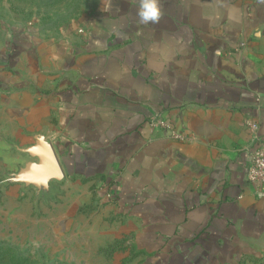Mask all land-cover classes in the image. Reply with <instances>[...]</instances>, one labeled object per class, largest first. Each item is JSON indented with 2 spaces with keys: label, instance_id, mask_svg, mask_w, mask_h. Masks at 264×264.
<instances>
[{
  "label": "crops",
  "instance_id": "0c3cea01",
  "mask_svg": "<svg viewBox=\"0 0 264 264\" xmlns=\"http://www.w3.org/2000/svg\"><path fill=\"white\" fill-rule=\"evenodd\" d=\"M77 2L72 25L36 24L2 47L1 162L38 163L23 150L42 138L63 174L50 191L79 195L66 215L104 205L144 264H264L244 126L264 138V4L161 0L160 22L138 25L137 0Z\"/></svg>",
  "mask_w": 264,
  "mask_h": 264
},
{
  "label": "rangeland",
  "instance_id": "374dc122",
  "mask_svg": "<svg viewBox=\"0 0 264 264\" xmlns=\"http://www.w3.org/2000/svg\"><path fill=\"white\" fill-rule=\"evenodd\" d=\"M80 7L77 0H0V56L2 47L11 49L21 43L18 36L24 28L32 29L37 24L44 32L54 26L62 29L77 21L73 16L66 18V14H74ZM39 37L45 42L62 36ZM9 153L16 151L9 148ZM9 168L0 159V264L146 262L133 241V233L128 232L127 221L115 212L91 203L87 208L90 211L78 210L75 205L66 215V209L78 203V194H70L71 189L65 191L59 186L49 192L14 183L12 178L18 172Z\"/></svg>",
  "mask_w": 264,
  "mask_h": 264
},
{
  "label": "water",
  "instance_id": "95a60500",
  "mask_svg": "<svg viewBox=\"0 0 264 264\" xmlns=\"http://www.w3.org/2000/svg\"><path fill=\"white\" fill-rule=\"evenodd\" d=\"M30 158H37L38 163H28L12 178L14 183L33 185L40 191H49L53 180L63 179L62 171L58 165L55 153L48 143L38 139L33 147L23 150Z\"/></svg>",
  "mask_w": 264,
  "mask_h": 264
},
{
  "label": "built area",
  "instance_id": "2783aa9c",
  "mask_svg": "<svg viewBox=\"0 0 264 264\" xmlns=\"http://www.w3.org/2000/svg\"><path fill=\"white\" fill-rule=\"evenodd\" d=\"M149 125L151 128L168 129L165 120L158 117L152 118ZM244 126L251 136L252 147L247 180L253 186L256 197L262 199L264 198V138L260 135V124L255 119H247Z\"/></svg>",
  "mask_w": 264,
  "mask_h": 264
},
{
  "label": "clouds",
  "instance_id": "9594fccd",
  "mask_svg": "<svg viewBox=\"0 0 264 264\" xmlns=\"http://www.w3.org/2000/svg\"><path fill=\"white\" fill-rule=\"evenodd\" d=\"M264 4V0H259ZM136 22L138 25L158 24L164 15L161 0H137Z\"/></svg>",
  "mask_w": 264,
  "mask_h": 264
}]
</instances>
